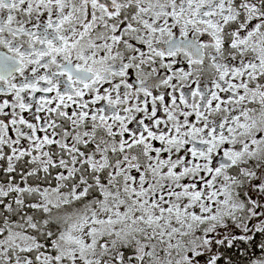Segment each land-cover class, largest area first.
<instances>
[{
  "label": "snow or ice",
  "instance_id": "snow-or-ice-1",
  "mask_svg": "<svg viewBox=\"0 0 264 264\" xmlns=\"http://www.w3.org/2000/svg\"><path fill=\"white\" fill-rule=\"evenodd\" d=\"M0 264H264V0H0Z\"/></svg>",
  "mask_w": 264,
  "mask_h": 264
}]
</instances>
